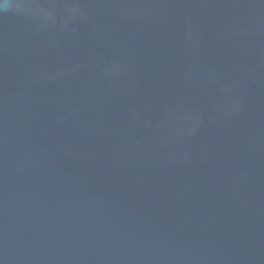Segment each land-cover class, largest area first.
Listing matches in <instances>:
<instances>
[{
    "label": "water",
    "instance_id": "1",
    "mask_svg": "<svg viewBox=\"0 0 264 264\" xmlns=\"http://www.w3.org/2000/svg\"><path fill=\"white\" fill-rule=\"evenodd\" d=\"M0 264H264V0H0Z\"/></svg>",
    "mask_w": 264,
    "mask_h": 264
}]
</instances>
